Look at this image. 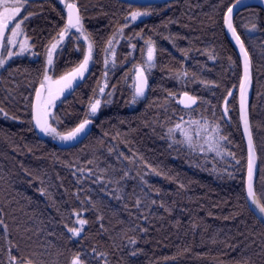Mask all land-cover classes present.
Listing matches in <instances>:
<instances>
[{"label":"trees","instance_id":"16d2710c","mask_svg":"<svg viewBox=\"0 0 264 264\" xmlns=\"http://www.w3.org/2000/svg\"><path fill=\"white\" fill-rule=\"evenodd\" d=\"M68 1L79 8L83 27L67 31L49 69V49L67 26L63 0H27L18 21L33 55L6 59V44L2 50L0 264H12L10 256L17 264H72L77 255L86 264H264V224L246 198L241 60L224 26L236 0ZM137 10L149 15L132 22ZM235 26L253 64L250 115L256 191L264 205V9L243 10ZM148 41L154 66L139 96L135 70L145 64ZM89 45L88 69L58 101L49 125L67 134L88 119L93 130L62 149L54 134L39 138L34 96L45 75L58 79L78 68ZM183 94L199 104L183 107ZM96 100L100 106L91 115ZM188 119L219 122L226 157L211 164L195 158L203 170L188 166L193 156L182 143L177 155L168 138L169 129ZM136 165L151 174L142 184L131 170ZM78 218L87 223L75 237L69 229ZM94 248L105 255L96 256Z\"/></svg>","mask_w":264,"mask_h":264},{"label":"snow or ice","instance_id":"6c2138e0","mask_svg":"<svg viewBox=\"0 0 264 264\" xmlns=\"http://www.w3.org/2000/svg\"><path fill=\"white\" fill-rule=\"evenodd\" d=\"M264 2V0H262ZM27 3V0H0V9H3V11H0V41L4 39V33L6 30L11 31L12 36L15 37L18 34V30L21 27V23H15L14 27L10 28V25L13 24V22L16 20V17L19 16L21 9L24 7V5ZM241 3V0H236V4L233 6H230L227 8V13L225 16V23L228 27V29L231 31L233 37L235 38L237 44H239L241 52L244 55L245 58V77L241 81L240 90H241V105L243 109V103H244V93L247 86V76H248V53L245 50V46L243 42L241 41L240 36L237 34L235 28L232 24V13L233 8L237 7ZM66 7L69 10L68 14V22L65 29L60 33L61 37L70 29V28H76L78 31L82 30V23H81V17L78 14V10L76 8L75 4H67ZM149 15L147 11L141 12V11H132L130 13L131 19L134 21L138 17ZM24 19H28V16H25ZM253 28H255V24H253ZM122 31V29H121ZM13 41L11 38L7 39V44H12ZM109 44H111V41H109ZM53 49L56 47V44H52L51 46ZM24 48L21 46V52H23ZM154 50L150 47L148 50V60L152 61L153 59ZM7 55L9 57L13 55H18V53H12L7 52ZM91 59V45H89V54L85 56L83 63L80 64L79 68L74 70L72 73H69L66 76H62L60 80L55 81L56 84H63V87H61L60 91L62 92L64 88L71 87V80L76 79L78 76L80 78H83V72L87 69V65L89 63V60ZM6 61L4 59H0V67H4ZM52 63L51 58V51H49L48 56V64ZM151 66V65H150ZM45 80H50V77L45 75ZM139 83L136 86V94L139 96H142L144 94V88L146 86V80L143 78V75L141 74L138 77ZM45 87L44 83H41V89ZM101 92L104 91L103 88L100 89ZM231 95V93H229ZM36 97L38 100V104L36 106V114H35V122L36 126L45 134H54L56 136H59L61 140L70 141L75 140L77 136L84 132L86 126L90 123L88 119H85L82 123L78 125L75 129L67 132V134H60L57 133L54 128H52L48 123V106L49 104L57 98V96L52 92L51 88L48 89V99L47 100H41V92L38 90L36 92ZM189 100H191V97H188ZM195 103V101H192ZM100 106V100H96L95 103L90 105V110L92 114H95ZM0 112H3V109L0 108ZM5 116H7V113H5ZM198 123V122H197ZM245 125L247 126V120L245 119ZM176 129H180L182 135L184 136V141H180V143H187L190 147L195 148L196 147V141L193 139L192 135L189 134L188 129L181 128L180 124L176 125ZM169 132L172 133L173 129H169ZM197 135H199V131H197ZM251 178H252V167L251 163L249 165V195H253L252 193V184H251ZM253 203L256 204V207L258 208L259 213L261 214V217H264V205H261L257 203L256 201H253ZM137 204H139V201H137ZM78 216L79 213H76ZM2 223V221H0ZM79 225L83 226L87 223L84 219L78 220ZM70 232H72L75 236H79L82 228H70ZM93 253L96 254L98 257H103L104 253H96V249H93ZM95 258V257H94ZM10 260L12 264H17V258L10 256ZM24 264H32L31 261H25ZM72 264H86V261L82 260L79 255L75 256L72 260Z\"/></svg>","mask_w":264,"mask_h":264},{"label":"rangeland","instance_id":"374dc122","mask_svg":"<svg viewBox=\"0 0 264 264\" xmlns=\"http://www.w3.org/2000/svg\"><path fill=\"white\" fill-rule=\"evenodd\" d=\"M63 1L65 2V4H67V2L70 3V1H68V0H63ZM24 8H25V5L21 9V12H20L19 16H17L16 20L13 22L12 27H14L15 23H20L18 21V19L22 15ZM0 11H3V9H0ZM137 11L144 12L142 10H137ZM147 16L148 15L138 17L134 21L131 19V16H130V19L132 20V22H138V21L146 18ZM66 37H67V32L62 37L60 36V38L54 43V44H56V47L54 49L52 47H50L49 51H51L52 61H53V57H54V54H55L56 50L58 49L60 44L66 39ZM8 38L12 39V41H13L12 44H7V39ZM5 44H6V50H7L6 51V56H5L6 59H10V58H12L14 56H17V55H13V56L9 57L7 55V52L18 53V56L19 55H33L32 48L30 46V42L25 37V35L23 34L22 26L18 30V34L15 37L12 36V33L9 30L8 34L6 35V39L4 41L3 49L5 48ZM21 46H23V48H24L23 52H21ZM150 47L154 50L153 43L151 41H148L146 43L145 53H144L145 64L144 65H140V66H138L136 68V70H135V76L136 77L140 73H145L148 76V73H150L152 71V69H153V66H154V54H153L152 61L148 60V50H149ZM88 54H89V52H88ZM48 56H49V52H48ZM1 59H3V55L1 56ZM50 66H52V63L48 64V58H47V68L49 69ZM88 66H89V63L87 65V69H88ZM87 69L83 72V77H84ZM72 72H70V73H72ZM68 74H66V75H68ZM47 76L50 77V80H45L44 81V85H45V99L44 100H47L49 98L48 97V89L49 88H51L52 92L57 96V98L54 99L48 106V116H50L53 113V111L55 109V106L58 103V101L62 97H64L67 93H69L72 90V88L82 78H80L78 76L76 79L71 80V87L64 88L63 91L61 92L60 89H61V87H63V84H56L55 83V81L60 80V78L54 79L50 75H47ZM181 76L179 77V80H182L184 78L183 74ZM90 114L94 115V114L91 113V111H90ZM178 124L181 125V128L188 129L189 130V134L192 135L193 139L197 142L195 148L190 147L186 142L182 143L183 144V149H185V155H191V157L193 156L191 158V162L188 163V166L197 167V168H200V169L203 170L204 168L196 162V161H198V160L195 159L197 157H199L200 160H203V162H209V164H211V161L213 160L214 157H217V155H218L219 158L222 157V159H223V157L225 156L223 154V147H224V144H225V137L222 134L223 129H222V127H221L219 122H211L210 120H205V119H195V120L188 119V120H183L182 122H179ZM197 131H199V135H197ZM168 133H169V136H168L169 143L176 150L177 155H182L180 153L182 151H181L180 147L178 146L180 141H184V136L182 135L181 130L180 129H176V126H175L173 128V132L172 133L168 132ZM48 135L50 137L54 136L53 134H48ZM56 138L61 140L59 138V136H57ZM62 141H65V140H62ZM178 147H179V149H178ZM131 170L133 171L134 176L136 178L140 179L139 184H142L143 182L147 181L149 179L148 177L151 175L148 171L143 170L141 168V166H137L136 165V166L132 167ZM212 170H213V172H217V169L215 167H213ZM79 219H82V218H78V220ZM83 227H84V225L83 226L79 225V223L77 221L76 228H78V229L82 228L83 229ZM75 237H78V236H75Z\"/></svg>","mask_w":264,"mask_h":264},{"label":"water","instance_id":"95a60500","mask_svg":"<svg viewBox=\"0 0 264 264\" xmlns=\"http://www.w3.org/2000/svg\"><path fill=\"white\" fill-rule=\"evenodd\" d=\"M119 1L128 3L130 5L149 6V5L159 4V3L170 2V1H174V0H119ZM69 4H75V3H69ZM235 4H236V2L234 4H232L231 6H233ZM253 6H260L261 8L264 9V2H262V0H241V3L237 7L233 8L232 24H233V27L235 28V30L239 36H240V34H239V32L235 26V18L240 12H242L243 10H245L247 8L253 7ZM76 8L78 10V14L80 15V11H79V8L77 7V5H76ZM66 12L68 15L69 10L67 7H66ZM225 16H226V14H225ZM67 22H68V18H67ZM12 25H10V28L12 27ZM224 26H225L226 34H227L229 40L231 41L232 45L236 49V51L240 57V60H241V67H242L241 81H242L245 77V58H244L243 53L241 52L239 44H237V42H236L235 38L233 37L231 31L228 29V27L225 23V20H224ZM9 30L5 31L4 39L2 41H0V59L2 56L4 41L6 39V35L8 34ZM240 38H241V41L243 42V44L245 46V50L248 53V76H247V86H246L245 93H244L243 109H242V105H241V90H240L241 81H240L238 91H237L239 119H240V124H241V129H242L244 141L246 144L247 158H248L246 182H245L246 198H247V202H248L250 210L260 220V222L262 224H264V217H261V214L259 213L258 208L256 207V204L253 203V201H256L257 203L263 205L262 202L260 201L258 194H257V191H256V181H257V177H258V173H259V157H258V153H257L255 141H254L252 124H251V115H250V105H251V97H252V91H253V64H252V59H251L250 53L248 52V49H247V47H246L241 36H240ZM141 74L143 75V78L146 80V86L144 88V94H143V95H145L147 90H148L149 84H148L147 76L144 73H140L136 77V86L139 83L138 77ZM38 90L41 92V100H44L45 99V87L43 89H41V85H40L37 88L36 92ZM188 97H191L192 99L189 100ZM193 100L195 101V103L192 102ZM180 103L183 107H186V108L193 107V106H196L199 104V99L197 97L189 95V94H183L181 96ZM37 104H38V100H37L36 93H35L34 101H33V110H32L33 124H34V128H35L37 134L39 135V138L44 140L47 138L48 134L43 133L36 126V122L34 119L35 114H36ZM47 119H48V123H49V116L47 117ZM245 119L247 120V126L245 125ZM92 130H93V124L90 121V123L86 126L84 132L80 133L75 140L62 141V140H59L57 138H54L53 143L62 149L72 148V147L77 146L81 142H83L91 134ZM250 163H251V167H252L251 184H252V193H253V195H251V196L249 195V183H250L249 165H250Z\"/></svg>","mask_w":264,"mask_h":264},{"label":"flooded vegetation","instance_id":"af4514ba","mask_svg":"<svg viewBox=\"0 0 264 264\" xmlns=\"http://www.w3.org/2000/svg\"><path fill=\"white\" fill-rule=\"evenodd\" d=\"M70 29H75V28H70Z\"/></svg>","mask_w":264,"mask_h":264}]
</instances>
